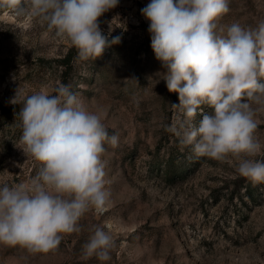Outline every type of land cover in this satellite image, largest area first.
I'll use <instances>...</instances> for the list:
<instances>
[{"label":"rangeland","instance_id":"obj_1","mask_svg":"<svg viewBox=\"0 0 264 264\" xmlns=\"http://www.w3.org/2000/svg\"><path fill=\"white\" fill-rule=\"evenodd\" d=\"M150 0H120L100 18L101 29L121 42L96 60L78 61L77 50L41 23L0 8V106L59 84L71 85L109 134L106 173L112 193L102 210L81 221L86 230L67 234L56 250L31 254L0 244V264H102L82 259L92 225L108 231L115 247L103 264H264V183L238 176L232 164L197 158L166 132L171 93L151 48L149 21L141 15ZM222 26H255L264 20V0H230ZM70 54V67L63 60ZM138 102V104H137ZM203 114L212 109L202 106ZM256 135L264 144V113ZM19 117L0 120V186L28 183L41 167L19 143ZM264 159V155L256 157Z\"/></svg>","mask_w":264,"mask_h":264},{"label":"clouds","instance_id":"obj_2","mask_svg":"<svg viewBox=\"0 0 264 264\" xmlns=\"http://www.w3.org/2000/svg\"><path fill=\"white\" fill-rule=\"evenodd\" d=\"M120 0H0V8L35 20L77 50L78 61L96 60L121 42L106 34L100 18ZM230 0H150L141 15L149 21L151 48L162 79L178 104L171 105L166 132L197 157L233 165L253 184L264 183V144L256 135L264 113V20L255 26L219 21ZM22 96L17 116L22 150L41 167L28 183L0 186V244L31 254L56 250L67 234L86 230L81 221L111 202L107 148L120 135L109 134L102 116L90 111L71 85L59 84ZM138 104V102H137ZM202 106L212 109L197 123ZM82 259H111L115 242L92 225Z\"/></svg>","mask_w":264,"mask_h":264},{"label":"trees","instance_id":"obj_3","mask_svg":"<svg viewBox=\"0 0 264 264\" xmlns=\"http://www.w3.org/2000/svg\"><path fill=\"white\" fill-rule=\"evenodd\" d=\"M70 54H68L63 60H61V63L63 65L70 67ZM22 107L21 104H12L10 106H0V120L2 121L3 118H12L14 115H16L19 112V109Z\"/></svg>","mask_w":264,"mask_h":264}]
</instances>
